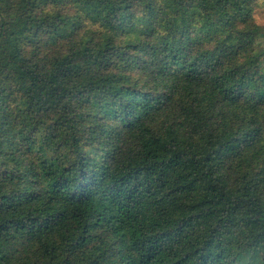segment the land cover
I'll list each match as a JSON object with an SVG mask.
<instances>
[{
    "label": "trees",
    "instance_id": "obj_1",
    "mask_svg": "<svg viewBox=\"0 0 264 264\" xmlns=\"http://www.w3.org/2000/svg\"><path fill=\"white\" fill-rule=\"evenodd\" d=\"M264 0H0V264H264Z\"/></svg>",
    "mask_w": 264,
    "mask_h": 264
},
{
    "label": "rangeland",
    "instance_id": "obj_2",
    "mask_svg": "<svg viewBox=\"0 0 264 264\" xmlns=\"http://www.w3.org/2000/svg\"><path fill=\"white\" fill-rule=\"evenodd\" d=\"M254 20L261 26H264V5L257 7L254 11ZM261 47L264 49V34L260 39Z\"/></svg>",
    "mask_w": 264,
    "mask_h": 264
}]
</instances>
